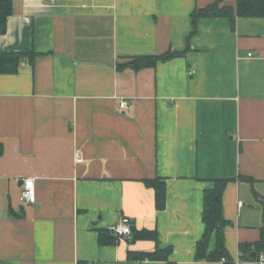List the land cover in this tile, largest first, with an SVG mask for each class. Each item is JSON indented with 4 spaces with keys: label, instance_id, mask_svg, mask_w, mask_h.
I'll use <instances>...</instances> for the list:
<instances>
[{
    "label": "crops",
    "instance_id": "crops-1",
    "mask_svg": "<svg viewBox=\"0 0 264 264\" xmlns=\"http://www.w3.org/2000/svg\"><path fill=\"white\" fill-rule=\"evenodd\" d=\"M214 2L13 0L0 51L36 57L0 74V264H222L196 260L215 179L230 180V255L260 264L240 261L239 246L264 224V18L238 17L234 28L200 18L192 35L193 12ZM169 51L184 55L117 69ZM155 178L166 184L163 210L145 183ZM26 179L35 204L20 200ZM124 217L158 243L132 234L101 244ZM169 247L170 262L128 259Z\"/></svg>",
    "mask_w": 264,
    "mask_h": 264
},
{
    "label": "trees",
    "instance_id": "trees-1",
    "mask_svg": "<svg viewBox=\"0 0 264 264\" xmlns=\"http://www.w3.org/2000/svg\"><path fill=\"white\" fill-rule=\"evenodd\" d=\"M225 0H215L214 3L192 14L193 34L197 31V22L200 18H229L232 27H235L236 19L239 18H264V0H236V6L226 5ZM13 15V0H0V36L5 35L8 30V22ZM184 53L169 51L161 55L133 57L117 65V69L123 71L132 69L139 72L144 69L156 68L160 62H168L183 56ZM22 57H28L34 63L36 53L33 50H26L23 53H7L0 51V74L16 73ZM3 147L0 145V154ZM239 180L252 182L251 178L240 176ZM213 187L204 193L203 222L205 232L202 239L196 246V260L208 262H221L222 264H237V261L230 255L226 246L225 228L230 221L225 219L223 209V196L230 183V180L215 179ZM146 185L153 188L156 195V206L163 210L166 206L167 190L166 184L159 178L146 180ZM257 198L262 196L256 194ZM264 205V198L262 197ZM216 235V247L210 250L212 235ZM135 239H147L158 243V234L155 230L136 231L133 229ZM117 239L111 235L100 237L103 245H114ZM240 261L259 263L261 255H264V224L261 227V236L257 242L242 243L239 246ZM255 253V256L252 254ZM172 248H157L154 252H129L128 259L133 261H166L170 262Z\"/></svg>",
    "mask_w": 264,
    "mask_h": 264
},
{
    "label": "built area",
    "instance_id": "built-area-1",
    "mask_svg": "<svg viewBox=\"0 0 264 264\" xmlns=\"http://www.w3.org/2000/svg\"><path fill=\"white\" fill-rule=\"evenodd\" d=\"M128 106L126 101L120 103L121 110H125ZM77 158L79 155L77 154ZM20 200L25 205L35 204L37 202L36 185L34 179L23 180L21 186ZM106 231L116 239L131 237L133 234V220L129 217L122 218L119 222L109 225ZM260 264H264V255L260 257Z\"/></svg>",
    "mask_w": 264,
    "mask_h": 264
},
{
    "label": "water",
    "instance_id": "water-1",
    "mask_svg": "<svg viewBox=\"0 0 264 264\" xmlns=\"http://www.w3.org/2000/svg\"><path fill=\"white\" fill-rule=\"evenodd\" d=\"M252 256H255V253H253Z\"/></svg>",
    "mask_w": 264,
    "mask_h": 264
}]
</instances>
